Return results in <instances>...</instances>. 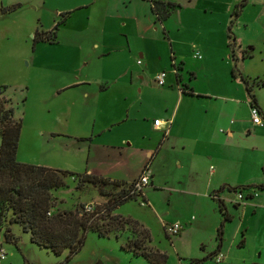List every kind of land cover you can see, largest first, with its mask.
<instances>
[{
	"label": "crops",
	"instance_id": "obj_1",
	"mask_svg": "<svg viewBox=\"0 0 264 264\" xmlns=\"http://www.w3.org/2000/svg\"><path fill=\"white\" fill-rule=\"evenodd\" d=\"M97 1L104 0L92 5ZM118 1L127 8L132 0ZM150 1L133 0L128 14H114L100 2L99 13L85 15L88 28L63 31L83 63H55L65 75L53 78L49 124L39 130L41 141L52 143V151H63L62 157L21 158L20 130L17 161L126 183L147 166L152 184L162 175L200 183L210 160L225 172L231 168L230 155L241 157L251 149L264 160V146L240 143L243 131L256 139L264 126L253 125L250 117L236 118L240 103L248 102L243 83L231 75L227 47L226 26L236 1L157 0L175 4L164 20L151 11ZM161 70L165 77L159 86L154 76ZM255 103L264 118L263 106L256 98ZM153 119L162 123L153 126ZM221 172L217 186L209 188L211 195L222 185L238 186L227 183ZM221 242L207 255L221 252Z\"/></svg>",
	"mask_w": 264,
	"mask_h": 264
},
{
	"label": "rangeland",
	"instance_id": "obj_2",
	"mask_svg": "<svg viewBox=\"0 0 264 264\" xmlns=\"http://www.w3.org/2000/svg\"><path fill=\"white\" fill-rule=\"evenodd\" d=\"M92 1L0 0V87L4 86L0 106H12L14 118L21 120V158L42 161L50 153L60 157L63 154L61 150L52 151V143L41 141L44 137L39 131L49 124L51 114L47 113V108L53 78L65 75L56 69L55 63H83L74 47L76 45L64 36L63 31L88 28L85 15L87 11L93 17L99 13L100 2L104 6L109 5L114 14L132 11L133 0L127 8L118 0L97 1L95 5ZM261 12H264V0H247L240 15L231 24L230 36L234 43L237 72L264 80V13ZM92 26L95 27L94 21ZM51 29L56 34L55 42L40 40ZM82 45L85 46L86 42ZM89 67L95 68V65H86V68ZM253 93L264 108V86L254 85ZM239 106L236 118L249 120L248 102ZM261 120L264 126V118L261 117ZM240 136L243 146H264V133L261 131L256 139L245 136L244 131ZM243 153L241 157L228 155L232 158L231 168L225 172L220 171L216 160H210L199 180L201 184L194 179L175 176L152 178V184L148 181L141 189L143 202L137 196L114 210V213L129 220L117 237H101L87 232L79 249L67 260L66 250L55 255L49 249L32 243L29 234L23 232L19 224L2 222L0 249L4 257L0 259V264H149L142 256L123 249L126 239L134 237L146 249L164 253L165 264H188L192 257H203L200 264H264V190L254 187L243 189L242 199L237 198L238 190L225 189L219 194L226 213L230 215V219L222 224L223 260L215 262L207 255L217 246L216 227L222 219L218 204L209 193L210 186H217L218 173H222L221 178L226 177L227 183L238 186L264 182L260 168L262 153L255 149ZM134 159L135 155L132 161ZM64 181V187L52 192L60 201L57 206L60 210L80 209L82 203L88 202L103 204L107 195L100 194V188L104 189L103 193H111L107 185L99 188L86 183L78 184L75 176H67ZM253 191L256 194L254 197L251 194ZM174 222L181 223L183 230L179 235L167 236L163 227ZM6 227L10 239L4 237Z\"/></svg>",
	"mask_w": 264,
	"mask_h": 264
},
{
	"label": "trees",
	"instance_id": "obj_3",
	"mask_svg": "<svg viewBox=\"0 0 264 264\" xmlns=\"http://www.w3.org/2000/svg\"><path fill=\"white\" fill-rule=\"evenodd\" d=\"M246 3L247 0H236L232 6L229 22L226 26L227 47L233 61L232 77L238 78L243 83L248 103L256 104L252 89L254 85L264 86V80L257 77L242 76L237 72L233 55L234 43L232 44L230 36L231 24L240 15ZM150 5L151 11L158 20H164L175 6L173 3H163L157 0H151ZM40 40L51 43L54 40L53 30L46 33ZM3 90L4 86H1L0 94ZM20 128L21 120L14 118L12 106L6 108L0 106V224L2 222L4 224H19L22 231L29 234V240L32 243L49 249L55 255L66 250L65 260L79 249L87 232H94L101 237H117L118 233L123 230V226L129 223V220L114 213V210L117 206L137 196H140L141 201H144L141 189L132 192L133 181L129 183L108 181L93 175L75 174L65 170L17 161L15 153ZM261 171L264 174V160ZM67 176L77 177L78 184L86 183L91 186H99V188L101 185H107L111 188V193H103L104 189L100 188V194L107 195L106 201L100 205L93 204V209L90 212L82 210L83 204L80 205V209L60 210L57 207L60 201L53 196L52 192L66 185L64 178ZM252 187L262 190L264 189V182L255 185H222L212 194L222 216L221 222L216 228L217 247L222 240L223 221L230 219L222 201L217 197V192L225 188L229 191L238 190V193L241 194L243 189ZM10 236L6 227L4 237L10 239ZM149 239L148 237L147 242ZM122 247L126 251H131L135 256H142L149 264H165L166 255L164 253L155 249H146L136 237L126 239ZM212 254L208 256L212 257ZM203 260V258H191L188 264H200Z\"/></svg>",
	"mask_w": 264,
	"mask_h": 264
},
{
	"label": "built area",
	"instance_id": "obj_4",
	"mask_svg": "<svg viewBox=\"0 0 264 264\" xmlns=\"http://www.w3.org/2000/svg\"><path fill=\"white\" fill-rule=\"evenodd\" d=\"M193 56L195 58H199L200 54L195 51L193 53ZM137 63H139V60H137ZM173 71L176 72V69L174 67H173ZM164 77H165V71H163V70L159 71L154 76L155 83L159 86L163 85ZM248 112H249L250 121L253 125H262L263 121L261 120L260 110L256 104L248 103ZM161 123L162 122L160 119H153V121H152L153 126H158ZM163 125H164V123H163ZM149 174H150L149 169L147 166H145L143 168L142 172L140 173V175L138 176V178L133 181L131 191L136 192V191H139L140 189H142L143 187H145L148 184ZM252 195L255 196L256 195L255 192ZM237 198L242 199V195L240 193L237 194ZM92 209H93L92 203L83 204V207H82L83 211L90 212V211H92ZM163 228H164V232L167 236H173V235L179 234V232L182 230L183 226L179 222H174V223H171L167 226H164ZM3 257H4V254H3L2 250L0 249V259H3ZM212 258L215 262H220L223 260V254L220 251H217L213 254Z\"/></svg>",
	"mask_w": 264,
	"mask_h": 264
}]
</instances>
